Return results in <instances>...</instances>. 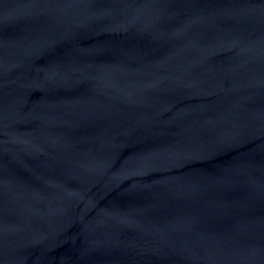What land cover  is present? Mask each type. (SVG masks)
I'll return each mask as SVG.
<instances>
[{"label":"water","instance_id":"obj_1","mask_svg":"<svg viewBox=\"0 0 264 264\" xmlns=\"http://www.w3.org/2000/svg\"><path fill=\"white\" fill-rule=\"evenodd\" d=\"M0 264H264V0H0Z\"/></svg>","mask_w":264,"mask_h":264}]
</instances>
